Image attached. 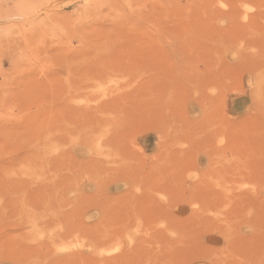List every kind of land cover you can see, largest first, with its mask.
<instances>
[{"label": "rangeland", "instance_id": "1", "mask_svg": "<svg viewBox=\"0 0 264 264\" xmlns=\"http://www.w3.org/2000/svg\"><path fill=\"white\" fill-rule=\"evenodd\" d=\"M0 264H264V0H0Z\"/></svg>", "mask_w": 264, "mask_h": 264}]
</instances>
